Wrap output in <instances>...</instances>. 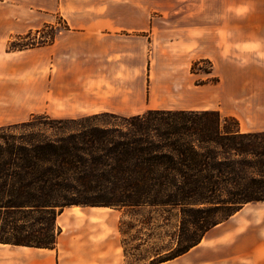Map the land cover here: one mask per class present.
<instances>
[{
  "label": "crops",
  "instance_id": "obj_1",
  "mask_svg": "<svg viewBox=\"0 0 264 264\" xmlns=\"http://www.w3.org/2000/svg\"><path fill=\"white\" fill-rule=\"evenodd\" d=\"M261 9L249 0H0V127L24 123L32 115L70 120L192 110L165 107L163 97L194 88L191 68L204 61L223 90L236 92L234 104L207 110L234 118L241 132H263ZM43 26L56 30L50 43L8 50L17 37ZM259 204L264 205L248 204L210 229L188 254L204 245L203 264H264V214L245 212ZM89 242L87 236L83 243L70 237L68 246L87 251ZM84 257L86 263L95 258L89 251ZM0 264L21 261L0 252Z\"/></svg>",
  "mask_w": 264,
  "mask_h": 264
},
{
  "label": "trees",
  "instance_id": "obj_2",
  "mask_svg": "<svg viewBox=\"0 0 264 264\" xmlns=\"http://www.w3.org/2000/svg\"><path fill=\"white\" fill-rule=\"evenodd\" d=\"M25 37L8 50L35 47L18 46ZM255 203H264V131L241 132L234 118L217 111L70 120L32 115L0 127L2 245L51 250L64 209L104 207L146 214V224L155 215L161 228L172 229L169 246L149 262L161 264Z\"/></svg>",
  "mask_w": 264,
  "mask_h": 264
},
{
  "label": "rangeland",
  "instance_id": "obj_3",
  "mask_svg": "<svg viewBox=\"0 0 264 264\" xmlns=\"http://www.w3.org/2000/svg\"><path fill=\"white\" fill-rule=\"evenodd\" d=\"M216 1L219 0H214V2ZM249 1L259 2L260 7H264V0ZM214 10L217 12L216 6H213V14ZM260 13L263 18L264 9H261ZM167 15L165 14V16ZM57 23L61 28L64 26L59 20ZM28 34L30 36L25 37L27 34L21 36L25 38L18 41V46L33 45L36 47L40 42L50 43L54 39L56 30L49 26H43ZM198 65L191 70V73L195 75V87L179 95L174 91L166 92L163 97L165 107L221 110L222 107L227 108L229 104L235 103L233 102L236 99L235 91L223 90L221 85L216 83L217 78H214L211 73H204L210 69V62L200 61ZM233 108L236 110L237 107ZM222 115L225 116V111ZM246 115L249 119V114ZM104 120L114 123L110 119ZM256 123L255 121L248 122L249 125ZM12 133L17 132L12 131ZM248 211L259 213L262 217L264 205L249 206L245 212ZM151 217L150 223L146 224L148 220L146 214L135 215L125 210L104 207H69L63 210L61 216L57 217V226L60 233H63V238L59 246L53 248L55 251L0 247V252L5 259H20L21 264L33 259H36L38 264H149L152 255L161 252L163 247L170 243L173 234L172 229L161 228V219L155 215ZM76 236L81 238V243H83L84 237H89L91 247L86 245L84 247L89 249L87 251L94 253V261L86 263V257H84L87 255L86 250L81 248L73 250L68 246L70 237ZM261 239H264V233H262ZM261 242L263 241L261 240ZM252 243L254 242L250 241L249 246H255ZM204 250L205 246L203 245L197 253L188 254V252L187 255L161 264H195V262L203 264Z\"/></svg>",
  "mask_w": 264,
  "mask_h": 264
},
{
  "label": "bare ground",
  "instance_id": "obj_4",
  "mask_svg": "<svg viewBox=\"0 0 264 264\" xmlns=\"http://www.w3.org/2000/svg\"><path fill=\"white\" fill-rule=\"evenodd\" d=\"M37 251H42V250H37Z\"/></svg>",
  "mask_w": 264,
  "mask_h": 264
}]
</instances>
